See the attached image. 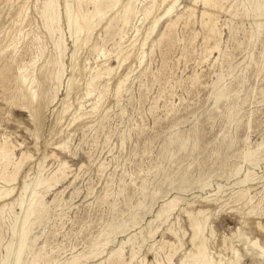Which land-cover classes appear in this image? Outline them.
<instances>
[{"label":"rangeland","instance_id":"obj_1","mask_svg":"<svg viewBox=\"0 0 264 264\" xmlns=\"http://www.w3.org/2000/svg\"><path fill=\"white\" fill-rule=\"evenodd\" d=\"M46 1L0 0V146L12 155L0 157V184L21 163L0 206L22 193L23 178L44 155L41 176L58 180L38 193L43 208L27 241L35 264L74 257L79 264H180L196 252L192 214L210 263L233 264L238 254L241 264H264V248L252 245L264 247V11L256 0H210L216 14L205 17L201 0H173L169 14L157 3L147 19L151 0H135L128 25L117 21L106 31L109 11L79 50L74 74L83 63L115 68L83 100V109L97 104V112L64 131L77 92L64 95L73 46L64 9L74 0H54L66 44L62 83L53 79L59 56L44 24ZM80 1L92 10L93 0ZM120 43L130 56L118 64ZM20 68L41 79L35 111L26 107ZM19 211L6 206L0 214V258Z\"/></svg>","mask_w":264,"mask_h":264},{"label":"bare ground","instance_id":"obj_2","mask_svg":"<svg viewBox=\"0 0 264 264\" xmlns=\"http://www.w3.org/2000/svg\"><path fill=\"white\" fill-rule=\"evenodd\" d=\"M201 1H202V8H201V12H202L201 15L202 16L205 17V15H210L211 13H213L215 11V6H214L215 4L211 5L212 2L210 3V0H201ZM260 1L261 0H256V9L259 12H263L264 11V0H262L263 3H260ZM79 2H81V1L80 0H74V5H70V4L66 3L65 9H64V18L66 21L67 29H68L70 36H71L70 38H72V45H73V46L71 45L72 49H71L70 54L68 55V58L70 60V68H69L70 69V75L66 81V85H65L66 94H64V95H65V97L68 96L70 93V90L72 88H75V87L77 88V92H76L75 102L68 103V105L66 107V111H69L71 106H74V110L72 111L70 118H67L68 120H67L66 124L61 127V131H64L65 129H67L70 126V124H72L74 121H76L78 119L80 120L86 114H90V113L92 114L93 112L95 113V111L97 112V106H98L97 104L95 107H93L91 109H86V108L83 109L84 108L83 107V100L85 99L86 96H88V95L91 96L96 88H99V87H96V85L99 86L98 83H100V82H98V80L102 77V75L103 74L105 75V72L106 73L112 72V70H114L113 68H115V67L112 68V65L109 64L108 62H107V64L105 63L104 65H102L100 63H98V64L96 63L97 64L96 67H92L90 65L87 66L83 63V66H82V69L80 70L79 75H75L74 74L75 71L78 70V68H79L78 62H77V56H78L77 54H78V52H80L79 50L83 46L87 45V43L90 41L94 27H96L100 23L102 18H104L105 15L109 11L114 10L112 13L114 15L113 16L110 15L111 17H109L106 20V25H105L106 31L111 26H113V23H115L117 21H120L121 25H122L119 28L120 29L123 28V26L128 25L131 17L136 14V8L134 6L135 0H105V1L104 0L103 1L93 0L92 1V3H93L92 7L93 8L91 11H88V10L83 11V9L80 7ZM172 2H173V0H160L159 2H157V0H151V2H149V6L148 5L144 6L145 7L143 9L144 19H147L149 17V15L155 9L157 3L159 4V6L162 5L164 7V11L162 12V14H169L171 12V10L174 8L173 7L174 2L173 3ZM43 4H44V8H43V14L44 15L43 16L45 18L44 24L46 26L48 33L52 36H56L54 45H55L56 49L58 50V56H59V61L57 60L56 63H54V64H56V68H55L54 73L52 72L53 73V79L57 83H62V79H63V75H64L65 70H64V62L62 60L63 58H61V57L64 56V52L66 50V44L62 39V29L60 26L59 12H58L57 5H56L54 0H47ZM191 4H192L191 5V10H192L191 16H193L195 8L197 7L196 1L192 2ZM187 9H189V8H187ZM214 13L216 14V12H214ZM160 18H161L160 14H157L156 16L153 17V19L151 20V24L154 23V25L151 27L148 26V28L146 29L145 35L143 37L144 42L148 39L150 34L153 32L155 24L160 20ZM208 22H209V19H208ZM214 23L212 22L211 26L208 25L210 27L209 30H210L212 35H213V33H215ZM53 40H54V38H53ZM208 40H210V39H208ZM205 41H207V40H205ZM209 43H210V41H209ZM207 44H208V41H207ZM205 47H206V45H205ZM216 47H217V45H216V43H214L210 47V50L208 52L211 53V50H213ZM95 49L99 50V48H97L96 46H95ZM129 56H130V51L129 52L124 51L121 48V43H120L118 45V51L115 55V57L118 61V64L120 62L122 63V62L126 61L129 58ZM53 58H54V56H53ZM106 61H108V60H106ZM21 69L22 68H20L19 71L20 72L22 71V73L20 74V77L19 76L18 77L21 79L22 84L27 88V93L24 96L26 107L29 108L31 111H35L36 104H38V101L42 97H44V90L42 88L41 79H39L36 75L30 76V73H31L30 71H28V70L24 71L23 69L22 70ZM39 73L40 74L42 73V68H40ZM122 77L119 78L118 83L115 87V94H118L119 91L121 90L122 86H123L124 81L122 80ZM44 80H45V78H44ZM56 90H57V87L54 88V94H53V97L51 99L52 101H54L57 97ZM98 92L99 91H97V93ZM224 94H226V92L218 94L217 97H220ZM97 99H98V97H97ZM66 140L67 139H65V141ZM262 143H263V141L260 142V144H262ZM59 145H61V144H59ZM2 146H4V145H2ZM2 146H0V157L2 159L11 157L12 155L9 156L10 153L7 151L8 149H5ZM45 158H46V155L43 156L40 163L36 166V171L31 177H28L27 175H25V177L23 178L22 185L20 188L22 193H20L16 198L10 200L9 202H5L0 206V214L2 213V211L4 210V208L6 206L13 207V206L17 205L19 207V210H20L18 213H16L15 219L13 220V222L10 225V230L12 233L11 234L12 239L9 241V243L6 246L7 247L6 254L2 258H0V264H21V262L23 264H35L36 259H34V257L30 256L29 246H28L27 241L29 239L30 228L40 218L41 208H43L42 201L38 197V193L41 189L49 188L52 185H55L58 181V180H54L53 183H50L48 181V178L46 179V178H43L41 176V172H42L41 167H43V162H44ZM5 165H6V163H5ZM20 167H21V163L19 162L18 168L16 167L17 170H16V168H14L16 171L10 177H7L8 175H6V177L1 178L2 180H1V184H0V199L3 197H7L11 194L13 188H10L8 185L10 182L16 180V175H18V171H20L19 170ZM241 194L242 193H240V195H239L240 197L238 196L239 198H241ZM175 204H176L175 199H172L169 202H167L165 204V206H163L161 208V210L164 212L167 208H169V209L173 208ZM197 213L199 214V213H201V211H198ZM197 218L195 215L192 214V217L190 219L191 229H192V234H191L190 239H191V243H193L195 246L196 252L194 254H190V256H189L191 259L190 261H188V258H189L188 257L187 260L186 259L181 260L180 264H212V262L211 263L209 262V259H208L209 257H207V252H206V248H205L203 238H199V234H202L203 229H202V225H201L202 222L200 223L197 220ZM252 245L254 247L259 248L260 250H262L264 248V247L260 246L256 240L252 241ZM29 256L31 258L28 261L27 259ZM133 257H134V255H133ZM166 260H168L170 262L171 257L169 256L168 259H166ZM66 264H79V262H78L77 258L74 257L71 261H69ZM233 264H241L239 262V255L238 254L236 255V260L234 261Z\"/></svg>","mask_w":264,"mask_h":264}]
</instances>
